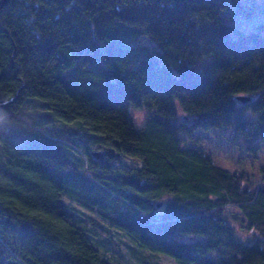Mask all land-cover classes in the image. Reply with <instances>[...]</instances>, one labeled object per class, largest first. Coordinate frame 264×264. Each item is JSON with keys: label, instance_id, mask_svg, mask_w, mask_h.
Here are the masks:
<instances>
[{"label": "trees", "instance_id": "trees-1", "mask_svg": "<svg viewBox=\"0 0 264 264\" xmlns=\"http://www.w3.org/2000/svg\"><path fill=\"white\" fill-rule=\"evenodd\" d=\"M229 3L253 12L247 0L0 4V264H114L70 202L176 264H264V177L184 145L198 129H230L250 151L264 138V22L227 24ZM132 108L148 110L141 127Z\"/></svg>", "mask_w": 264, "mask_h": 264}, {"label": "rangeland", "instance_id": "rangeland-1", "mask_svg": "<svg viewBox=\"0 0 264 264\" xmlns=\"http://www.w3.org/2000/svg\"><path fill=\"white\" fill-rule=\"evenodd\" d=\"M246 5L253 10L250 16H247L243 10L236 4L229 3L228 6L221 10L220 17L227 24L238 27L242 30L254 29L259 22H264V0H247ZM177 107L176 121H187V117L181 112L179 105ZM135 110H142L144 119L139 126L134 122L136 127H141L148 115L146 108H132L131 113ZM257 144L256 151H250L246 148V143L241 138L234 139L230 129L224 130H196L191 133L184 145H197L204 150L211 160L218 166L231 172L243 171L251 181L258 182L264 177V138L255 140ZM93 150V149H92ZM107 154H104V157ZM115 165L124 168L138 167L140 161L133 157H120L118 161L113 162ZM66 202L67 199H64ZM71 203V207L85 212L93 218L95 234L98 240L104 245L102 250L108 259L114 264H176L172 258L167 255L152 253L140 248L131 241L121 231L109 226L95 214L79 208ZM224 213L229 224L233 227L237 237L246 241L247 237L253 234V230L248 229L247 221L236 205L228 204L224 208ZM103 252V251H102Z\"/></svg>", "mask_w": 264, "mask_h": 264}, {"label": "water", "instance_id": "water-1", "mask_svg": "<svg viewBox=\"0 0 264 264\" xmlns=\"http://www.w3.org/2000/svg\"><path fill=\"white\" fill-rule=\"evenodd\" d=\"M7 2V0H1L0 4L4 5ZM236 100L240 101V102H246L250 100V97L248 96H236ZM106 153V151L104 150H100V151H91L90 155L91 157L96 160V161H101L104 158V154ZM161 205V203H158L157 207H159ZM7 264H25L17 259H9L7 260Z\"/></svg>", "mask_w": 264, "mask_h": 264}, {"label": "clouds", "instance_id": "clouds-1", "mask_svg": "<svg viewBox=\"0 0 264 264\" xmlns=\"http://www.w3.org/2000/svg\"><path fill=\"white\" fill-rule=\"evenodd\" d=\"M133 119H134V122L137 124V126H139L142 120L144 119V114L142 110H135L133 112Z\"/></svg>", "mask_w": 264, "mask_h": 264}]
</instances>
